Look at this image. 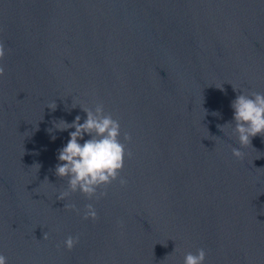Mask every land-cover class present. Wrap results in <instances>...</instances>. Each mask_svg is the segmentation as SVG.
<instances>
[{"label":"water","instance_id":"water-1","mask_svg":"<svg viewBox=\"0 0 264 264\" xmlns=\"http://www.w3.org/2000/svg\"><path fill=\"white\" fill-rule=\"evenodd\" d=\"M0 42L7 264H184L200 248L204 264H264V136L241 148L231 135L232 101L264 93V0H0ZM97 103L133 154L127 184L58 200V150L75 129L53 122L83 123L80 106ZM89 203L96 220L83 219Z\"/></svg>","mask_w":264,"mask_h":264},{"label":"clouds","instance_id":"clouds-1","mask_svg":"<svg viewBox=\"0 0 264 264\" xmlns=\"http://www.w3.org/2000/svg\"><path fill=\"white\" fill-rule=\"evenodd\" d=\"M6 55L4 43L0 42V60ZM5 74L4 66H0V77ZM222 89V87H220ZM234 90H236L233 87ZM237 91V90H236ZM77 105H73L76 107ZM47 107L51 110L56 109V103L53 102ZM231 107L234 110L233 121L234 128L230 123L217 125L225 132L226 126H231V135L238 137L241 148L251 144V139L257 135L264 136V93L242 91L232 101ZM86 113V119L80 123L81 117L77 115L75 119L68 123L63 119L54 121L55 129L69 132L70 139L61 149L58 150L57 159L59 163L55 166V175L60 179H67V189L63 190L57 196L58 200L65 201L71 194L79 191L87 199H100L107 195L102 189L119 181L120 185L126 186L127 180L120 173L123 171L125 158L131 159L132 152L127 149L126 144L121 142L120 122L113 118L110 113H106L104 105L97 103L93 108L80 106ZM217 115V113H213ZM49 132L52 129L48 130ZM87 134L90 139L84 140ZM53 139L55 137L53 136ZM80 140H84L80 143ZM124 141H131L128 133L123 134ZM232 155L238 160H242L244 153L238 149L232 148ZM45 180H48L45 177ZM65 209L80 214V209L74 203H65ZM98 213L92 203L86 204L83 211L84 220H96ZM122 227V222H120ZM43 239H48V233L43 234ZM79 236H68L63 246L71 251L78 243ZM206 251L203 248L197 250L196 254L187 253L184 257V264H204ZM0 264H7V257L0 254Z\"/></svg>","mask_w":264,"mask_h":264}]
</instances>
